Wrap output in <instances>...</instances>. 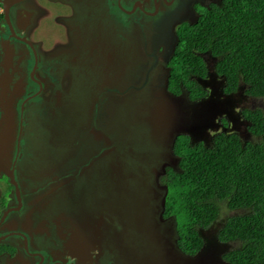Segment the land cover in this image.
Returning <instances> with one entry per match:
<instances>
[{"label": "flooded vegetation", "instance_id": "flooded-vegetation-1", "mask_svg": "<svg viewBox=\"0 0 264 264\" xmlns=\"http://www.w3.org/2000/svg\"><path fill=\"white\" fill-rule=\"evenodd\" d=\"M221 4L0 0V122L4 102L17 109L4 156L13 177L0 172V264H129L115 238L149 250L135 221L146 199L150 217L179 244L166 175L181 158L166 138L165 151L144 164L135 129H156L155 118L117 123L123 106L114 102L167 91L193 110L199 101L169 85L178 31ZM206 57L210 77L215 60ZM219 126L212 138L234 131L226 117ZM182 134L194 142L190 129Z\"/></svg>", "mask_w": 264, "mask_h": 264}, {"label": "trees", "instance_id": "trees-1", "mask_svg": "<svg viewBox=\"0 0 264 264\" xmlns=\"http://www.w3.org/2000/svg\"><path fill=\"white\" fill-rule=\"evenodd\" d=\"M178 35L171 90H186L192 100L208 98L210 90L199 80L209 77L210 56L225 79V94L244 87L247 96L264 99V0H222ZM240 113L249 139L237 132L218 133L211 144L186 134L177 138L180 170L166 175V213L176 217L184 252L201 251L204 231L219 222L217 239L229 247L222 253L226 264H264V105Z\"/></svg>", "mask_w": 264, "mask_h": 264}, {"label": "rangeland", "instance_id": "rangeland-1", "mask_svg": "<svg viewBox=\"0 0 264 264\" xmlns=\"http://www.w3.org/2000/svg\"><path fill=\"white\" fill-rule=\"evenodd\" d=\"M209 1L219 2V0ZM210 66H212V63ZM130 70L135 71L136 66H131ZM224 84L225 81L217 77L215 70L212 68L210 77L204 82V85L209 88L211 92L210 96L196 103L193 106V110L187 107V105H184L181 102V98L173 97L167 91H160L158 95L154 96H140L138 99L139 102L137 103L135 101L134 104L130 101L123 100L120 96V99L114 102L115 106H123V116H117V123L126 122L128 120H131V122L139 120L149 124L153 119L152 114L154 113V107L157 105L155 123H160L159 125L161 126L165 125L163 117L166 113L179 111L178 117H181L180 114H186L185 119L187 122L184 121V123H181L179 121L177 127L173 129V133H171L169 128H164L168 138L167 136H163L165 131L161 126H157L159 129H154L152 126V129L149 127L135 129L138 130L135 134L137 137V139H135L137 142L136 147L138 151H141V153L138 152L139 155L137 154V157L141 159L144 164H149L152 160H156L155 158H158L160 149L165 151V147L167 146L159 144L160 142L167 139L169 140L170 135L186 132L189 134V129L194 142L205 141L211 144L214 133L222 128L219 126V119L224 117L228 118V122H231L233 125L231 128L229 127L228 130L232 129L239 133L244 139H249L250 137L247 135L248 122L242 118L240 112L243 108L263 106L264 99H252L244 93V87L236 94L225 95L223 93ZM186 96L187 95H185V97ZM170 117L174 118L173 115H170ZM144 164H142V166H144ZM220 227V223L216 222L212 228L204 231V238L207 244L206 248L210 250L208 253L210 255L215 254L216 257L221 259L222 253L227 251L229 247L220 243L217 239V233ZM216 264L225 263L221 260L220 262L217 261Z\"/></svg>", "mask_w": 264, "mask_h": 264}, {"label": "water", "instance_id": "water-1", "mask_svg": "<svg viewBox=\"0 0 264 264\" xmlns=\"http://www.w3.org/2000/svg\"><path fill=\"white\" fill-rule=\"evenodd\" d=\"M2 106L3 118L0 122V172L5 169L7 171L6 157H4L6 153L5 149L8 147L9 140L13 136L17 116V109L13 102L7 100ZM172 113L173 112L166 113L164 115L165 118L163 117L165 125L161 126L159 125L160 123H156V128L159 129L157 126H161L163 129L167 127L171 130V133H173V129L177 127L179 121L181 123H184V121L187 122L185 119V113L182 115L180 114L181 117H178L180 113L179 111ZM170 115H173L174 118L170 117ZM164 131V135L168 138L165 129ZM180 135L181 134L170 135L169 140L171 141L172 146L175 145L176 140ZM8 174L11 175L10 173ZM11 177H13V175H11ZM138 203L139 208L135 218L137 230L147 240L149 250L141 252L130 245L127 241L123 244L125 240L116 236L115 241L119 244L121 253L127 259L129 264H216L217 261H223L222 257L220 259L219 257H216L215 254L210 255L208 253L210 250L207 249L206 246L195 255H187L183 252L177 240H173V238L166 235L162 223L160 222L161 220L159 221L150 217L149 211L151 208V200H140ZM122 234L123 233H121L120 237H122Z\"/></svg>", "mask_w": 264, "mask_h": 264}]
</instances>
